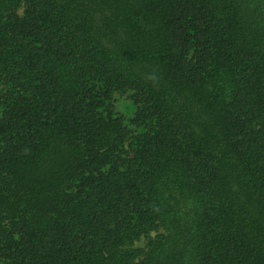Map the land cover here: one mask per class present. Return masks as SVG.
<instances>
[{
	"label": "trees",
	"instance_id": "16d2710c",
	"mask_svg": "<svg viewBox=\"0 0 264 264\" xmlns=\"http://www.w3.org/2000/svg\"><path fill=\"white\" fill-rule=\"evenodd\" d=\"M0 264H264V0H0Z\"/></svg>",
	"mask_w": 264,
	"mask_h": 264
},
{
	"label": "rangeland",
	"instance_id": "374dc122",
	"mask_svg": "<svg viewBox=\"0 0 264 264\" xmlns=\"http://www.w3.org/2000/svg\"><path fill=\"white\" fill-rule=\"evenodd\" d=\"M21 11H22V9H19V12L21 13ZM145 242H146V240H138V241H136L135 243H136V245H138V246H144L145 245Z\"/></svg>",
	"mask_w": 264,
	"mask_h": 264
}]
</instances>
